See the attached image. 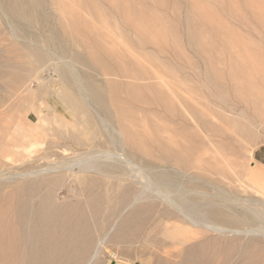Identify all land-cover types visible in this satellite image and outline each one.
<instances>
[{"label": "bare ground", "instance_id": "bare-ground-1", "mask_svg": "<svg viewBox=\"0 0 264 264\" xmlns=\"http://www.w3.org/2000/svg\"><path fill=\"white\" fill-rule=\"evenodd\" d=\"M50 1L59 11L56 22L42 9L43 0H0L10 35L21 46L16 52L11 47V57L0 58L5 92L0 96V114L8 111L9 101L7 107L30 101L38 118L32 127L16 124L10 133L0 125V264H93L112 242L122 243L121 256L133 260L131 255L137 256L133 245L140 237L138 245L148 257L143 260L147 264H264V198H242L206 179L218 173L219 156L213 153L216 157L209 161L193 155L200 138L189 130V121L194 119L198 128L206 123L203 113L191 107L192 92L186 81L169 70L168 74L154 65L146 67L143 58L122 43L125 48L121 50L113 44L106 47L109 42L102 28L79 13L83 8L102 17L104 12L99 14L96 5L99 1L110 4L122 17L119 5L113 3L117 0ZM73 45L81 46L84 53L75 51ZM104 55L114 61L133 57L137 69L120 67L117 62L111 65L113 61L105 62ZM75 64L89 70L79 71ZM47 65L52 70L50 80L43 76ZM236 89L240 96V86ZM124 92L129 99L122 96ZM215 96L221 101L226 98L221 90ZM131 101L148 108L132 106ZM138 110L152 111L161 121L151 137L140 129ZM167 113L169 123L165 124L162 118ZM49 117L58 127L43 133L39 124ZM26 118L30 119L29 114ZM252 186L264 196L261 185ZM149 246L161 253L148 250ZM110 256L120 258L118 253Z\"/></svg>", "mask_w": 264, "mask_h": 264}, {"label": "rangeland", "instance_id": "rangeland-1", "mask_svg": "<svg viewBox=\"0 0 264 264\" xmlns=\"http://www.w3.org/2000/svg\"><path fill=\"white\" fill-rule=\"evenodd\" d=\"M43 1L44 3L42 4V9L46 11L48 14H50L53 17V20L57 18L59 15L58 14L59 11L55 7H53L54 5L50 3L51 1L50 0H43ZM117 1L118 2H113V3L115 5H119L120 12L123 14L122 17H120V14L117 13L115 9L111 10V8L113 7H110L111 6L110 4L99 2V1L97 2L96 5L98 8L99 14H101V12H104L102 13V17L97 16L98 14H96L95 12H90L85 9L83 11V8L82 10L81 9L79 10V13L81 15L83 14V17L85 18H89V19H85L88 22L93 23L99 29L100 27L102 28L101 31L105 35L107 41L109 42V43H105L106 47L111 48L112 46L111 44H113L114 47L116 46L118 50L128 47L129 50L131 51L133 50L132 52L135 51L134 54L137 53L136 55L140 59L143 58L141 61H144V65L146 67H149L150 65H154L153 67L157 66L156 68L160 72L163 71V73H168V74L169 72H173L179 78L184 79V81H186L185 82L186 85L187 86L189 85L191 92H192L190 93L191 107L192 108L194 107L203 113V119L206 123L205 126L207 125V127L201 126L198 128L196 127L197 124L195 123L194 119L191 118V120L189 121V125H190L189 130L190 129H191L190 131L195 130L198 133L197 139L200 138L198 139L199 141L197 140V143H198L197 151L193 155L200 154L204 159L206 160L210 159L209 161H211V159L213 160L214 159L213 157H216L215 155L218 154L217 157L219 156L218 158H216V159H219V161L217 160V169L219 170L218 173L208 175L207 176L208 178L206 177V179L209 182L216 183L218 186L225 189V191L229 193H235L236 195H240V197L242 198L252 197L255 199L258 198L262 200L264 196L261 190L259 191L257 190V188L255 189L254 188L255 185L252 186V184L254 183L257 184V183L255 182V180H253L251 172L253 170V167H258L264 171V45H263L264 44V20H262V18L264 19V0H117ZM105 5L109 7L110 9L108 8L109 9L108 10ZM260 9H261V12H260ZM249 11L250 13H248ZM89 12L91 14H89ZM148 12H149V15H148ZM113 13H115V15ZM104 14L106 18L103 17ZM109 14L111 15V18L109 17L110 16ZM253 18H256V19H253ZM122 20L125 22H123ZM251 20H254V21L252 22ZM56 21L57 19H55V22ZM113 22L115 23V25ZM9 23L10 22L4 17L2 12L0 11V58H3L4 55L5 57L6 55L9 57L11 53L10 49L12 46H14L15 49L13 51L15 52L18 51V48H21V46L19 45L18 39L13 38L10 35V24ZM206 23L209 25H205ZM103 24L105 25L103 26ZM146 25L150 27L149 32H148L149 29L148 28H147L148 30L146 29ZM201 25H202V30L200 27ZM107 26H108V31L110 32L107 31L106 29ZM118 26L121 27V29L118 28ZM123 26L124 27L129 26V27L124 28ZM132 26H133V29H131ZM153 26L154 28L155 27L156 28L154 29ZM33 31H35V28L33 29ZM105 31L107 32L105 33ZM209 32L211 33L209 34ZM8 33L10 36L8 35ZM92 33H93L92 31H89L88 36L91 37ZM124 33H126V36L124 35ZM142 33H145V34H142ZM127 36L130 39L127 38ZM115 38L118 40V42L119 40L121 41L118 43L117 40H115ZM134 38L136 41L134 40ZM137 39L139 41H143V46L139 45V41ZM208 40L210 41L208 42ZM134 41L137 44V46H134L136 44L133 45ZM190 41L192 43H190ZM131 42H132V45H131ZM120 43H122L123 46L125 47H123L122 44L120 45ZM187 44H189L191 48ZM192 44L194 48H192ZM41 46L45 47V44L42 42ZM8 47L10 48L5 49ZM72 47L75 51L82 53V54L84 53L81 46L73 45ZM203 47L205 49H203ZM216 47H217V50H216ZM4 49L6 50V52ZM207 49H209L210 53L208 52ZM13 51H12V54H13ZM139 53L141 55H139ZM162 53L163 55H161ZM210 55H213V56H210ZM106 56L107 55L103 56V60L105 62L106 60L107 61L110 60L109 62L113 61L112 63L114 64L110 63L111 65H115V63L117 62L118 64L121 65L120 67L126 66L128 69H130V67H133V70L137 69V67L134 65L135 60L133 57H129V56L125 57L127 61H125V59L121 61H114L110 59L109 56L107 57ZM201 56H203V58ZM207 56L208 58H206ZM212 58H214V61L212 60ZM207 59L210 61L208 62V64H207ZM148 60L151 62H149ZM154 60L155 61L158 60L156 61L157 63ZM179 60H181L182 62H180ZM225 61L228 62L229 64L225 63ZM183 62L184 64L182 65L181 63ZM188 63L190 66L188 65ZM213 64H216V65L213 66ZM161 66L165 67V69L164 68L160 69ZM206 66H207V69H206ZM215 66H216V70H214ZM75 67L79 71L89 70V69L84 68L80 64H75ZM203 67L205 70L203 69ZM177 68L179 69L178 71L176 70ZM208 68L211 70L212 74L210 73ZM181 69L184 72H182ZM51 71L52 70L50 68V65H47L44 68L43 76L46 79L49 78L50 80V78L52 77ZM215 71H217V73ZM213 74L216 77H214ZM218 76L220 77V79L218 78ZM188 77H190V79L193 82L187 81L189 79ZM99 79H102V78H99ZM187 82H189V84ZM206 83H209V84H206ZM194 84L195 85L197 84L196 85L197 87ZM192 85H194V87H191ZM206 85H210L209 88L212 87L211 88L212 90L210 89L211 93L208 91L209 88L206 87ZM219 85H221L222 87ZM236 85H239L241 88L240 96H239V90L236 89ZM30 86L32 88H35L36 82L35 81L32 82ZM202 86L205 87V89H203ZM202 89L204 92L202 91ZM232 89L234 90L232 91ZM216 90L218 91L221 90V92L224 93L226 97L225 100L221 101V99L220 100L219 98L217 99V97L215 96ZM3 91L4 90L2 89L1 83H0V96L5 94V92ZM233 93H235V95ZM204 94H208V95H204ZM258 94H261V95H258ZM257 95L260 96V98L259 100L256 101L255 97ZM122 96L123 97L127 96L125 98L129 99V95L126 92H124ZM208 96L209 97L211 96V98L208 99L209 98ZM215 97H216V100H215ZM235 100L237 103L235 102ZM10 102L11 101L7 102L6 104L9 105ZM225 102H227L228 105ZM251 103H253L254 106H252ZM25 104L23 103L24 107L22 104L19 107H17V105L16 106L13 105V107H7V105H5V108H8V111L5 112V114L4 113L0 114V125L3 126L4 130L6 129L8 133L12 131L13 127L16 124H22L25 127L26 126L32 127L33 125L38 123L37 115L32 109V103L29 101L28 103H25ZM249 104H251V106ZM131 105L137 106V107H147L145 105H141L140 103L132 102V101H131ZM222 105L223 107L221 108ZM36 106L37 108H39L38 104H36ZM230 107H232L233 110ZM220 110L223 112H221ZM211 112H214V113L216 112L215 113L216 116H214V114ZM217 113L221 118L217 115ZM28 114L30 116L29 120L26 118ZM136 114L138 115V118L140 120L139 121L140 129L142 128L143 132H145L147 136L149 135L151 137L152 133H154L153 127L156 126L161 121L159 120L157 115L154 114L152 111L150 112V111H139L138 110L136 111ZM210 115H212V117ZM166 117H169L168 113L163 115L162 122H164L165 124H168L169 120H167ZM47 121L45 123L41 122L43 123V125L40 123L39 128L43 133H52V130L50 129V127L52 129H56L58 127V124L52 122V119L50 117ZM192 123L194 124L193 126H192ZM239 127L242 129H240ZM218 128L219 130H217ZM196 129L197 130L199 129L198 131H201V132H198ZM245 129H247V131H245ZM63 132L67 133L65 130H63ZM203 148L204 150L202 151ZM217 150L219 151L221 150V151L219 152ZM213 153L215 155H213ZM218 162H220V164ZM248 183H250L251 185H249ZM254 190H255V193H254ZM62 195H67V194L59 193V196H62ZM166 224L168 225V223ZM148 230L149 228L146 229V232ZM156 237L159 239V237L161 236L157 233ZM138 240L140 241L141 237L140 239L138 238ZM139 241H137L133 245L135 249L137 247V250H136L137 256L135 257L133 254L131 255L133 260L130 259L131 258L130 256H124V255L121 256L120 251L122 250L121 248H123L122 243L117 244L116 242L115 243L112 242L111 244L109 243L106 244L105 249L101 251V253L97 257V260L93 264H147V263H144L143 260L145 258L148 259V257H146V255L141 254L140 246H139L141 244V241L140 243ZM151 242L155 245H158V244L160 245L158 240H151ZM117 248L120 250H117ZM153 248L154 247L151 248L149 246L148 250L152 252L157 251L158 253H161L156 248H154L155 250ZM168 250H171V249H168ZM110 253H115V254L118 253V256L120 258H117V257L113 258L112 256H110ZM170 259H172L173 262L177 260V258H174V257L173 258L171 257ZM151 263L152 261L148 264H151Z\"/></svg>", "mask_w": 264, "mask_h": 264}, {"label": "crops", "instance_id": "crops-1", "mask_svg": "<svg viewBox=\"0 0 264 264\" xmlns=\"http://www.w3.org/2000/svg\"><path fill=\"white\" fill-rule=\"evenodd\" d=\"M252 178L255 182L261 185L264 189V171L258 167H253Z\"/></svg>", "mask_w": 264, "mask_h": 264}]
</instances>
